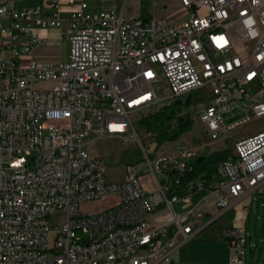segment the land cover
I'll return each mask as SVG.
<instances>
[{"label":"built area","instance_id":"2783aa9c","mask_svg":"<svg viewBox=\"0 0 264 264\" xmlns=\"http://www.w3.org/2000/svg\"><path fill=\"white\" fill-rule=\"evenodd\" d=\"M90 1L0 2V264H177L176 250L212 221L211 207L264 192V130L236 140L210 186L182 183L199 156L192 146L146 153L151 171L133 166L120 183L89 147L104 136L140 141L134 118L162 99L161 81L174 99L210 88L195 112L208 141L263 115L264 0H180L189 16L175 24L126 18L115 0L93 12ZM51 27L70 41L67 62L34 56ZM254 84L261 89L249 95ZM234 108L246 115L227 123ZM56 214L60 223L50 221ZM224 238L234 250L228 264H246V227Z\"/></svg>","mask_w":264,"mask_h":264},{"label":"rangeland","instance_id":"374dc122","mask_svg":"<svg viewBox=\"0 0 264 264\" xmlns=\"http://www.w3.org/2000/svg\"><path fill=\"white\" fill-rule=\"evenodd\" d=\"M37 0H17L20 8L31 7L36 4ZM125 5L124 0H117ZM99 0L90 1V10L98 11ZM127 4V3H126ZM176 5V0H130L128 6L129 11L143 19H150L154 16L165 18L170 24L181 22L184 10H176L170 13V9ZM126 6V5H125ZM53 28V27H52ZM57 28V27H54ZM59 30V28H57ZM70 41L67 37L61 35V30L56 31L47 36L46 41L34 56L40 61L49 62H67L70 58ZM4 58H8L9 53L1 51ZM24 60L21 64H27L30 56L28 53L23 54ZM161 100L149 109L135 116V129L140 138L138 140H127L125 137L104 136L96 139L90 144V154L100 156L107 165L106 177L108 181H123L128 172L133 171V166L138 168V173L144 175L149 173L150 167L146 165V153L152 159H155L160 150L167 148L189 147L198 149V154H209L215 150L228 151L233 153L235 142L239 138L249 136L251 134L264 130V114L260 116H252L247 122L236 126L229 130L227 134L217 140L208 141L207 132L204 123L195 115L198 106L206 102L210 96V88L204 87L185 94L181 100H189L191 105L189 111L193 110V125L189 131L176 142H162L157 140L153 130L148 129L142 122L143 118L148 114H153L158 108L164 104H169L174 100L170 96V89L165 81H161L156 85ZM260 88L259 84H254L249 90V95H253ZM246 112L240 108H234L226 113L224 118L227 123L242 118ZM142 143V145H141ZM157 177L162 179L163 174L157 172ZM112 197L107 198L103 202L110 203ZM98 202L89 206V209L96 210L100 203ZM244 203L248 204L246 209L243 208ZM181 204L174 203V208L180 210ZM166 208H162L158 213H164ZM245 212L242 224L246 227L247 243H246V264H259L264 262V192H254L250 197L240 202L234 207V213ZM238 216V215H237ZM62 214L50 216V221L60 223L63 219ZM216 225L211 226L214 228ZM216 229H213V231ZM203 230L191 240L182 244L181 250L187 251L185 255L179 259L180 264H220L225 262L226 258L233 253L229 242H220L214 233ZM78 235L85 236L80 230ZM191 248L192 252L188 253Z\"/></svg>","mask_w":264,"mask_h":264},{"label":"trees","instance_id":"16d2710c","mask_svg":"<svg viewBox=\"0 0 264 264\" xmlns=\"http://www.w3.org/2000/svg\"><path fill=\"white\" fill-rule=\"evenodd\" d=\"M189 100L174 99L164 104L153 114H148L142 120L148 129L153 130L159 143L178 139L184 132L191 129L193 117L190 113ZM228 151L215 150L203 154L187 163V171L183 174L182 183L201 178L206 186L213 183L216 166L229 156ZM182 187H177L180 190Z\"/></svg>","mask_w":264,"mask_h":264},{"label":"crops","instance_id":"0c3cea01","mask_svg":"<svg viewBox=\"0 0 264 264\" xmlns=\"http://www.w3.org/2000/svg\"><path fill=\"white\" fill-rule=\"evenodd\" d=\"M5 1H8V0H0V2H5ZM41 1L42 0H37L35 5L41 3ZM124 1H125L124 4L126 6L122 5L120 2H117V0L114 1V4L116 5V9H117V11L119 13H122L123 16L126 17V18H137V17H141L142 18V16H137L135 13L129 11L127 5L129 4L130 0H124ZM16 3H17V0H16ZM176 10H178V11L184 10L183 19L181 21L185 20L189 16L188 11L181 5L180 0H176V5H174V7H172L170 9V13L174 12ZM154 17H156V16H154ZM157 17H160V16H157ZM56 31H60V29L58 30L57 28H54V27L52 28L51 27V28H47V29L43 30L42 33H43V36L46 39L47 36H49L50 34L56 32ZM40 48H41V46L35 47L34 48V54L38 53ZM185 133L186 132H184L183 134H185ZM183 134L178 138V140L183 136ZM176 141H177V139L173 140L171 142H176ZM164 142H169V141H164ZM165 151H174V148H167V149H165ZM199 155H203V154H199ZM125 178L123 179V181L125 180ZM123 181H119V182H114L113 181V183H120V182H123ZM109 182H111V181H109ZM213 198H214V196L211 199H213ZM108 205H109L108 202L100 203L99 207H97L96 210H100V209L106 208ZM209 210L210 211L205 214L204 219H205V221H209V220H212V221L205 227L204 230H206L208 232H211V233H214V231H215V235H216L217 239H219L220 242H226L227 243V240L224 238L225 230L227 228H230V227L235 226V225H241L242 221H243V218H244L245 212H242V211L241 212H236L235 211V213H234V208L219 209V208L211 207ZM156 217H157V214H153V215L149 216L151 221H155ZM213 225H216V227L210 228L211 226L213 227ZM213 229H216V230L213 231ZM181 246L175 252V258H176L177 264H180L179 259L181 260V256L185 255V253L187 252V251L183 252V250H181ZM189 252H192L191 248L188 249V253ZM230 257H231V255L226 258L225 262H221L220 264H228Z\"/></svg>","mask_w":264,"mask_h":264}]
</instances>
